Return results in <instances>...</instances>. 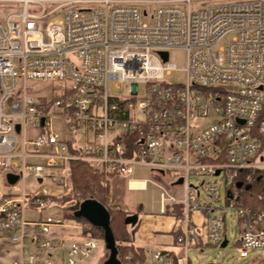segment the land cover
Wrapping results in <instances>:
<instances>
[{"label":"built area","instance_id":"obj_1","mask_svg":"<svg viewBox=\"0 0 264 264\" xmlns=\"http://www.w3.org/2000/svg\"><path fill=\"white\" fill-rule=\"evenodd\" d=\"M0 5L6 11L0 17V171L22 183L28 173L63 195L73 194V161L124 178L136 168L156 172L157 179L170 171L174 182L182 178V197L150 178L139 179V188L159 189L160 212L178 226L179 250H148L137 264H188V250L202 244L200 237L205 245H227L229 210L240 229L238 256L254 252L248 264H264V209L236 203L238 194L259 185L264 205V0ZM175 47L186 51L185 83L162 79L176 69L169 62ZM40 82H57L58 95L41 102L31 87ZM221 173L219 182L203 185V197L189 183L191 176ZM46 187L22 184L20 192L0 194V233L18 246L13 264H78L97 248L98 239L84 237L57 262L59 243L50 227L65 220H28L24 213L26 206L51 205ZM191 213L206 222L201 235Z\"/></svg>","mask_w":264,"mask_h":264},{"label":"rangeland","instance_id":"obj_2","mask_svg":"<svg viewBox=\"0 0 264 264\" xmlns=\"http://www.w3.org/2000/svg\"><path fill=\"white\" fill-rule=\"evenodd\" d=\"M3 6L0 5V17H3L6 14V11L4 9H1V7ZM169 62L175 64L176 69L172 70L169 74L164 73L162 79L165 82H169V83H185L186 81V74L184 71V68L186 66L185 49H183L182 47L172 48L169 54ZM37 84L38 85H33L31 87L39 91V93L35 95L41 102H45L49 98L58 95L57 93L60 87L57 84V82H40ZM111 90L113 91V89ZM137 91H138L137 92L138 96L143 95L144 93L143 84L138 85ZM123 92L127 94L128 88L127 87L124 88ZM21 138L22 136H20V140ZM0 174H3L4 177H7V175L10 174V171L1 170ZM15 174H20V173L18 172ZM156 175L157 174L154 171H149V170L147 171L144 168H136L132 177L137 180L150 178L152 181L159 183L163 187H165L169 193H172L177 197H182L183 185L175 184V182L172 180L173 178L172 172L167 171L164 173V175H159V179L156 178ZM222 177H223V173L217 176H213V175H207V176L199 175L196 177L191 176L189 183L192 184L193 187H198L201 193V197H203L204 196L203 185L211 181L219 182V180ZM117 180H121V179L114 176L109 179L111 196L115 198V195H117L118 192H120L121 190L122 193L127 194L126 196L129 198V200H135L140 202L145 201L147 212L158 213L159 189L156 186L149 183L145 190H138V189L128 190V188L131 185L127 181L123 183L122 186L121 185L118 186ZM22 184H23L22 180H19L14 184H8V185H9V189L12 192L17 193L21 191ZM68 184H69L68 185L69 190L71 189L70 191L73 192V194L68 193V195L72 198L71 201L59 204L54 198H52L51 205L47 208H31L29 206H26L24 212L25 218L31 220V219H37V216L45 217L47 215H51L54 217H61V219L65 220L64 224L54 226L59 230L76 233L79 227L83 228V225H85L83 222H80L77 218H73L67 215L68 213H75L74 211L69 210L67 207L71 202H73V199L79 197L76 191H74L73 189L72 180L69 181ZM40 185L47 186L46 190L48 191L49 194L52 195L51 197L57 198L63 195L62 190L59 187H55L54 185L48 182L43 183V181L38 179L37 180L31 179L29 177V174L26 173V182L24 184L26 189H30L31 187L34 186L38 187ZM219 189H220L221 203L222 206H224L226 187L224 184H221L219 185ZM241 194H238L240 199L236 202L237 204H241V202H243V197L241 196ZM253 194L259 195V185H257L254 188ZM77 200L81 202L83 199L78 198ZM228 212L229 213L225 217V222H224L225 223L224 231L227 235V239L229 240L228 244L224 247L205 245L204 238L200 237V239L202 240V244L200 243L198 245H194L190 247L188 250V264H248L254 258L253 257V255L255 254L254 252L250 253V255L246 258H241L238 256L236 252V247H237V240L240 234L239 224L231 216L232 211L229 210ZM190 217L193 219V221L196 222V231L199 233V235H201L204 232V227L206 224L204 218L202 217V214L191 213ZM127 218L132 220L129 222V226H134L137 222H141V224L145 222V217L142 216L139 211H131L128 214ZM51 227L54 228L53 225ZM71 236L73 235H68V237L65 236L56 237V240L59 243L57 249L58 250L57 255L58 252L59 253L61 252L60 249L62 243L65 245L67 242H77L78 240H80V238L71 237ZM87 236L98 239V245L97 248L92 251V253L87 259H85L84 261L78 264H102L103 261L109 256V251L106 249L103 239H99L98 236L93 234Z\"/></svg>","mask_w":264,"mask_h":264},{"label":"trees","instance_id":"obj_3","mask_svg":"<svg viewBox=\"0 0 264 264\" xmlns=\"http://www.w3.org/2000/svg\"><path fill=\"white\" fill-rule=\"evenodd\" d=\"M70 177L73 189L79 197L73 199V202H71L67 208L74 212L77 211L80 205V201L77 200L78 198H92L96 200L104 206L109 213V226L121 264H137L138 262L145 260L144 249L133 245L134 228L129 229V223L126 222L128 211L113 202L109 184V179L113 177V175L99 171L87 162L73 161L70 163ZM260 192L261 190L259 186V195L242 193L241 196L243 197V202H241L240 205L259 210L264 209L263 202L260 198ZM52 198H54L59 204L72 200L68 194H64L57 198L49 196L47 198L49 204H51ZM176 210L178 213L179 209ZM67 215L77 218L80 222L85 224L82 228L83 236L90 237L87 235L93 234L98 236L99 239H103L104 230L102 227L93 225L84 217L75 216L74 213H68ZM128 256L129 258H127Z\"/></svg>","mask_w":264,"mask_h":264},{"label":"crops","instance_id":"obj_4","mask_svg":"<svg viewBox=\"0 0 264 264\" xmlns=\"http://www.w3.org/2000/svg\"><path fill=\"white\" fill-rule=\"evenodd\" d=\"M133 176V175H132ZM120 177L121 180L118 181V186H122L126 181L131 185L128 190L141 189L140 181L134 179L133 177ZM7 177H4L3 174H0V194L13 193L9 189L8 184H14L7 182ZM26 182V180H25ZM25 182L23 184H25ZM126 193H122L121 190L115 195V198L112 196L113 202L122 206L125 210L128 211V214L131 211H139L142 216L145 217V222L141 224V222H137L134 226H129V229L134 228L133 233V245L142 247L144 251L148 250H163L168 254L175 255L178 252V246L175 243L176 230L178 226L175 224L174 217L170 213H161L160 207L158 213L155 212H147L146 210V202L145 201H135L129 200L126 196ZM159 201V200H158ZM159 206V203H158ZM132 221V220H130ZM57 226V225H53ZM50 235L52 237H68V235H73L71 237H77L82 240L84 237L82 235V227L78 228V231L75 233L66 232L57 229L56 227L50 228ZM79 241V240H78ZM73 242H67L65 245L61 244V252H58V259L61 260L69 247V244ZM58 251V250H57ZM18 258V246L13 243L10 239L9 234L0 233V264H13V262Z\"/></svg>","mask_w":264,"mask_h":264},{"label":"water","instance_id":"obj_5","mask_svg":"<svg viewBox=\"0 0 264 264\" xmlns=\"http://www.w3.org/2000/svg\"><path fill=\"white\" fill-rule=\"evenodd\" d=\"M163 59L166 60V53L162 52ZM18 130V127H17ZM218 173V171H217ZM17 179V176L14 174L7 175V180L10 183H14ZM182 178H179L175 184H181ZM77 217H84L93 225L102 227L104 230L103 242L106 249L109 251V256L103 261L102 264H121L120 260L117 257L116 246L112 236V232L109 226V213L99 202L92 198L84 199L77 211L74 213ZM131 219H126V222L129 223ZM226 245V240H224L221 246Z\"/></svg>","mask_w":264,"mask_h":264}]
</instances>
